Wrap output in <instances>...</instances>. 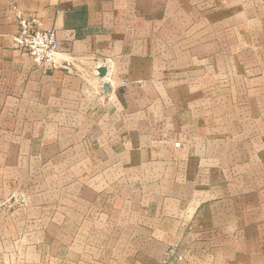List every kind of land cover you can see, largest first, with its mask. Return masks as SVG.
I'll list each match as a JSON object with an SVG mask.
<instances>
[{
    "label": "rangeland",
    "instance_id": "1",
    "mask_svg": "<svg viewBox=\"0 0 264 264\" xmlns=\"http://www.w3.org/2000/svg\"><path fill=\"white\" fill-rule=\"evenodd\" d=\"M108 8L98 11L107 39L93 41L90 59L65 65L84 85H120L131 113L144 97L145 147L157 129L162 145L190 147L178 178L209 202L199 217L178 218L174 235L126 230L138 219L123 215L113 231L93 233L92 219L78 216L88 209L79 196L88 195L81 181L91 171L43 168L38 154L21 155V168L11 170L4 166L20 160L2 153L0 264H249L246 254L264 240V0H121ZM57 56L36 64L56 71ZM102 63L110 72L103 81L93 75ZM132 168L113 171L129 183L125 195L159 207L157 174ZM153 240L166 248L141 247Z\"/></svg>",
    "mask_w": 264,
    "mask_h": 264
},
{
    "label": "crops",
    "instance_id": "2",
    "mask_svg": "<svg viewBox=\"0 0 264 264\" xmlns=\"http://www.w3.org/2000/svg\"><path fill=\"white\" fill-rule=\"evenodd\" d=\"M114 2L121 0H0V155L15 154L20 160L4 166L11 170L21 168L24 155L38 154L43 168L91 171L81 181L88 190L84 194L88 195L79 196L88 209L78 216L92 219L93 233L113 231L112 221L123 215L138 219L126 223V230L174 235L179 231L178 218L181 221L199 217L209 202V195L205 199L204 193L195 195L190 183L178 178V169L191 164L190 147L178 139L173 141L174 146L162 145V132L158 129H151L154 136H149L145 147V98L140 100L137 96L131 113L129 97L119 94L120 85H84L85 78L71 75V63L70 67L65 65L69 58L72 64L90 59L93 41L107 39L100 35L106 32H98L99 26H105L98 11L107 9L108 4V9L113 10ZM19 13L38 16L43 29L57 33L60 47L56 71H47L15 49ZM100 68L107 70L104 77L99 74ZM109 73L104 63L94 65L93 75L98 80L107 79ZM139 87H134L138 95ZM3 139H9L8 143H3ZM178 143L180 147L176 148ZM132 154H142L143 161L132 159ZM144 155H149L147 161ZM61 162L63 165L56 166ZM131 167L152 169L157 174L154 202L159 207L148 210L140 200L132 201L131 196L125 195L129 183L123 175L114 179L113 171ZM168 168L170 172L166 173ZM115 189L120 195L114 194ZM162 203L169 208H161ZM179 206L184 210H178ZM151 242L154 249L166 248L156 240L140 244L150 248L147 244ZM258 242L261 245L257 254H246L252 258L249 264H264L263 238ZM167 248H172L171 242ZM242 250L244 253L247 246Z\"/></svg>",
    "mask_w": 264,
    "mask_h": 264
},
{
    "label": "built area",
    "instance_id": "3",
    "mask_svg": "<svg viewBox=\"0 0 264 264\" xmlns=\"http://www.w3.org/2000/svg\"><path fill=\"white\" fill-rule=\"evenodd\" d=\"M15 48L27 54L37 64L52 63L58 55L60 41L53 30H45L38 16L18 14Z\"/></svg>",
    "mask_w": 264,
    "mask_h": 264
},
{
    "label": "water",
    "instance_id": "4",
    "mask_svg": "<svg viewBox=\"0 0 264 264\" xmlns=\"http://www.w3.org/2000/svg\"><path fill=\"white\" fill-rule=\"evenodd\" d=\"M99 73H100V75L102 77H104L107 74V70L105 68H101V69H99ZM105 89H106V91H108L109 90V87L106 86Z\"/></svg>",
    "mask_w": 264,
    "mask_h": 264
}]
</instances>
